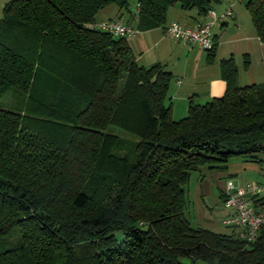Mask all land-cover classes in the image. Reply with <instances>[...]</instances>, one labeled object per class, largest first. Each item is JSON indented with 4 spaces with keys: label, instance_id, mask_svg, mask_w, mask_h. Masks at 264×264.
I'll use <instances>...</instances> for the list:
<instances>
[{
    "label": "trees",
    "instance_id": "1",
    "mask_svg": "<svg viewBox=\"0 0 264 264\" xmlns=\"http://www.w3.org/2000/svg\"><path fill=\"white\" fill-rule=\"evenodd\" d=\"M217 1L138 0L132 27H163L175 4L205 15ZM111 4L128 10V0L2 9L0 96L14 88L26 99L20 111L0 108V264H264V227L247 242L234 229L193 226L185 212V186L201 166L224 169L232 156L262 164L264 83L239 85L234 57L222 58L224 93L190 99L174 120L172 72L139 64L127 36L94 24ZM244 5L264 42V0ZM11 222L20 240L8 243Z\"/></svg>",
    "mask_w": 264,
    "mask_h": 264
},
{
    "label": "crops",
    "instance_id": "2",
    "mask_svg": "<svg viewBox=\"0 0 264 264\" xmlns=\"http://www.w3.org/2000/svg\"><path fill=\"white\" fill-rule=\"evenodd\" d=\"M230 4H232V15L226 16L224 13ZM235 5V0H227L223 10L212 6L220 19L211 26L213 40L217 43L215 59L211 63L207 62L206 51L174 39L166 31L167 25L172 21H179L190 26L209 21L207 14L201 15L195 8L183 10L178 5H173L167 11L166 23L163 27L140 30L137 35L127 38L139 64L148 66L161 62L172 72L174 81L170 82L168 99L172 106L174 120L187 114L190 99L203 103L224 93L226 84L219 69V60L222 58L229 56L235 58L239 85L264 83V42L257 37L253 25L250 27L247 24L243 8L235 7ZM124 11L114 4L108 5L96 14L94 24L107 19L124 21ZM136 11L130 12V20L125 18L124 23L136 27ZM245 55L250 59L247 69L243 68L242 63ZM224 188L225 185L221 194Z\"/></svg>",
    "mask_w": 264,
    "mask_h": 264
},
{
    "label": "rangeland",
    "instance_id": "3",
    "mask_svg": "<svg viewBox=\"0 0 264 264\" xmlns=\"http://www.w3.org/2000/svg\"><path fill=\"white\" fill-rule=\"evenodd\" d=\"M8 1L0 0V18L2 9ZM235 2V7L243 8L246 22L248 21L247 24L252 27L250 14L244 5L245 0H235ZM226 3L227 0H218L212 6L218 10H223ZM136 9L137 0H128V10L124 11L123 20L125 21V18L130 20V12H134ZM238 64H240V61H238ZM172 81H174V77ZM25 99V95L19 90L8 88L0 96V108L20 111L24 107ZM107 130L121 137L137 140L132 134L114 125H109ZM229 180L234 184L264 181V157L261 165L246 162L240 156H232L224 169L210 168L208 165H203L198 170L193 171L185 186L187 198L185 212L193 226L206 228L217 233H231L233 231L231 227L222 222L228 211L223 206L221 192ZM2 239L8 243L20 240V231L14 222L5 227Z\"/></svg>",
    "mask_w": 264,
    "mask_h": 264
},
{
    "label": "built area",
    "instance_id": "4",
    "mask_svg": "<svg viewBox=\"0 0 264 264\" xmlns=\"http://www.w3.org/2000/svg\"><path fill=\"white\" fill-rule=\"evenodd\" d=\"M231 7L232 4L227 7L224 15H232ZM206 14L209 21L196 26L172 21L167 25L166 31L174 39L187 42L207 52L214 44L211 26L220 17L213 9H209ZM96 26L120 36L131 37L139 33L137 28L128 26L119 19L103 20ZM222 195L223 206L228 211L222 222L236 230L241 239L247 242L256 240L261 228L264 227V182H246L238 185L229 180Z\"/></svg>",
    "mask_w": 264,
    "mask_h": 264
},
{
    "label": "water",
    "instance_id": "5",
    "mask_svg": "<svg viewBox=\"0 0 264 264\" xmlns=\"http://www.w3.org/2000/svg\"><path fill=\"white\" fill-rule=\"evenodd\" d=\"M189 263H190V261L187 258H184L182 260V264H189ZM199 264H206V263L199 261Z\"/></svg>",
    "mask_w": 264,
    "mask_h": 264
}]
</instances>
